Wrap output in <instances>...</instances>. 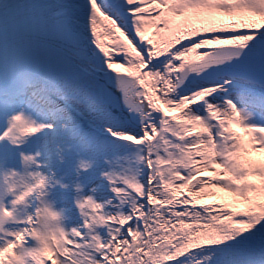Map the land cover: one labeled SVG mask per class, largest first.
<instances>
[{
  "label": "snow or ice",
  "instance_id": "6c2138e0",
  "mask_svg": "<svg viewBox=\"0 0 264 264\" xmlns=\"http://www.w3.org/2000/svg\"><path fill=\"white\" fill-rule=\"evenodd\" d=\"M0 175V264H264V0H0Z\"/></svg>",
  "mask_w": 264,
  "mask_h": 264
},
{
  "label": "bare ground",
  "instance_id": "6f19581e",
  "mask_svg": "<svg viewBox=\"0 0 264 264\" xmlns=\"http://www.w3.org/2000/svg\"><path fill=\"white\" fill-rule=\"evenodd\" d=\"M14 178L12 179V181H14ZM215 223L216 224H214V226L211 227L209 231L207 229L208 232L206 233V236H203V233L205 231L200 234H194L195 238L189 241V246H194L197 243L206 242L210 238L214 239L218 236L219 230L227 228L229 226V222L227 220H219V221H216Z\"/></svg>",
  "mask_w": 264,
  "mask_h": 264
},
{
  "label": "rangeland",
  "instance_id": "374dc122",
  "mask_svg": "<svg viewBox=\"0 0 264 264\" xmlns=\"http://www.w3.org/2000/svg\"><path fill=\"white\" fill-rule=\"evenodd\" d=\"M216 224V223H215ZM210 230V228L208 229V231ZM207 230H205V232L203 233V236H206V233L208 232Z\"/></svg>",
  "mask_w": 264,
  "mask_h": 264
}]
</instances>
